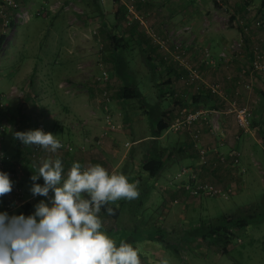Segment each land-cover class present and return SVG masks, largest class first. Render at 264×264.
<instances>
[{"label":"rangeland","instance_id":"1","mask_svg":"<svg viewBox=\"0 0 264 264\" xmlns=\"http://www.w3.org/2000/svg\"><path fill=\"white\" fill-rule=\"evenodd\" d=\"M14 1L17 8L11 15V26L4 28L0 18V35L6 37L0 45V145L10 161L17 160L22 163L10 162L5 165L3 171L9 174L10 179L25 196L28 195L26 192L31 193L29 181H22V188L26 192L21 191L14 176L28 174L34 164L38 165L41 159L52 157L54 154L40 147L36 149L35 146H24L21 141L13 138L14 132L22 131L18 128L21 120L31 126L35 117L39 116L38 120L43 123L45 132H51L50 127L55 124L57 139L63 145L55 155L72 154L71 152H75L72 149L74 146L79 154H82V144H88L85 141L87 138L95 143H101L103 140L114 141L115 143H111L112 147L118 145L117 147L124 148L126 153L131 148V141L143 138L142 144L138 147L134 145L133 149L144 150L149 147L148 151L150 128L144 109L146 103L152 104L159 100L160 108L167 111L170 117L166 134L171 143L176 141L177 134L188 141L200 118L201 122L210 126L209 133L215 136L219 134L220 129L216 124L218 116L215 113L208 114V117L206 114L201 116L202 110L206 113L205 108L210 105H196V102L191 101V97L203 93L202 91L215 94L209 87L214 85L221 90L224 80L220 82L216 79L217 81L206 84L201 75V68L192 63L190 55H197L198 62L203 60L204 64L210 67L214 66L216 61L222 62L219 65L226 72L229 63H242L245 51L247 55L256 47L264 52V46L259 41L264 30L254 24L255 21H264V12L258 11L262 6L259 2L262 0H253L256 4L252 0H247L246 3L244 0H210L213 11L203 7L197 0H96L97 5L93 0H24V4L28 3V9L31 11L22 7L19 1ZM240 9L243 10L242 14L236 12ZM195 16L210 19L213 17L214 26L223 31V38L227 43L219 49L218 54L217 51L210 52L203 39L199 40V29L206 26L205 18L202 23V20H196ZM243 26L247 27L245 31L242 30ZM13 32H17L18 36L13 35ZM244 32V36L248 35V38L252 35L247 43L242 36ZM215 35L218 36V31H215ZM215 35H208L212 37V40L208 39V43L213 41L214 44ZM112 36L119 38L120 43L111 41ZM117 55L121 56L127 67L123 76L127 82L137 86L144 96V102L136 98L123 99L118 96L123 78L117 77L114 72ZM248 63L249 61L243 62L235 75L226 73L224 79L232 80L237 88H250L253 83L246 80L247 75L259 73L251 72ZM9 74H12L10 80L3 78V75ZM17 75V80L11 83ZM166 79L170 80L171 84L161 86L162 91L164 90L162 98L157 95L156 87L160 81ZM261 100L264 101V98ZM232 101L236 106H245L250 111L248 129L242 130L236 125V132L244 136L246 133L254 134L250 117L255 114L258 103L252 106L234 99L229 102ZM227 105V109L231 110L230 104ZM17 107L30 110V115H19L18 111H15ZM50 108H55L58 112L55 123L45 115L50 112ZM87 109L91 110L89 114ZM183 109L191 113L201 111L191 123H183L177 128L170 127L175 118L185 113L182 112ZM84 110L91 120L87 121L88 115ZM263 127L262 125L257 129L262 144ZM5 133L10 142L16 141L19 144V154L16 157L11 155L12 151L7 152L3 147ZM86 133H90L89 136L85 135ZM192 136L195 137V143L200 141L197 131L193 132ZM202 147L192 146L191 151L194 158L204 162L206 148ZM232 152L236 153L238 163L239 156L235 148L227 152V157L230 158ZM139 154L141 153L134 154L130 150L131 156L139 157ZM179 154L174 153L175 157ZM216 155L219 157L220 153L217 152ZM80 158L73 161L86 167ZM138 159L132 158V165L137 164ZM220 160L217 159L220 166L217 173L223 182L213 183L197 178L201 184L211 185L218 190L210 197L192 196L183 187L187 176L191 175L188 172H195L193 164L190 167L181 165L185 167L183 169L175 163L170 165V174L174 176L172 180L176 181H172L175 188L181 189L189 197L202 200V211L196 215L193 212L185 215V220L189 218L187 222L192 226L182 221L180 225L177 223L171 229L169 227L170 233H166L163 228L165 225L161 227L156 222L152 225V216L146 217L143 209L138 208L143 216L137 221L138 227L125 226L121 220L123 218H115L110 222L102 220V230L114 238L117 245L120 241L140 243L147 235H160L165 242L177 248L178 254L164 247V252L161 253L162 247H154L150 252L141 253L142 264H162L165 261L167 264H264V182L248 185L244 189L241 182H231L229 179V184L224 186L230 171L234 175L240 165H230L223 156H220ZM70 164L72 165V162ZM71 165L64 166L65 176ZM241 172L243 177L244 172ZM8 197L9 194L0 197V200ZM138 199L140 201L141 198ZM24 203L25 198L21 193L19 205L14 206L15 209L0 208V212L19 215ZM176 203L179 204L178 200ZM176 203H173L176 212L174 216L178 220V205H174ZM137 205L141 207L140 204ZM124 207L128 208V205ZM245 208L247 213L253 215V219L242 226L233 223L229 225L226 254L221 252L220 247L200 238L199 224H205L207 221L216 224L222 218H229L232 222V219L244 214ZM124 222L129 224L128 221ZM151 225L152 229H149L148 226Z\"/></svg>","mask_w":264,"mask_h":264},{"label":"crops","instance_id":"2","mask_svg":"<svg viewBox=\"0 0 264 264\" xmlns=\"http://www.w3.org/2000/svg\"><path fill=\"white\" fill-rule=\"evenodd\" d=\"M17 1L21 3L22 7L28 9L29 5L28 3L24 4V0H17ZM197 2L200 3L203 7L210 9V11H213L210 0H197ZM252 2L256 4L255 1L252 0ZM261 2H263V5L258 9L260 13L262 11L264 12V1L262 0L259 3L261 4ZM233 9L236 10L234 7ZM260 9H263V10H260ZM28 10L31 11L30 9ZM236 12L238 13L240 12L239 14H242L243 10L240 9V10H237ZM212 18L213 17H211L210 19V17L195 16V19L202 20V23L205 20V25H206L205 27L202 26L199 29V33L201 35L199 37V40L203 39V41L206 42V46L209 47V51L213 53L217 51V54H218L219 49L221 50L222 46H224V44H226L227 41L225 40V38H223V35H224L223 31L220 30L217 26H214L215 23L213 22ZM215 31H218V36L215 35ZM13 33H14L13 35L18 36L17 32H13ZM208 35L212 37L213 35L216 36L214 44H213V41H211V43H208V39L212 40V37H208ZM251 36L252 35L249 36L250 39H251ZM249 38H248V35L244 36L245 43L248 42ZM259 41L262 43L261 45L264 46V34L261 35V37H259ZM246 53L247 51H245L243 54V59L241 60L242 63L235 62V61H233V63H229L228 64L229 68L227 69L226 72L223 69V67L219 65L222 62L216 61L215 65L210 67L209 65H205L203 60L198 62L199 59L196 58L197 55H190L192 59V63H195L196 65H198V67L201 68V75L204 79V82H206V84L213 83L215 82L216 79L219 80L220 82L224 80V83H223L224 85L222 84L223 87L221 88V90L218 89L220 93L216 94L217 96L215 94H213L215 95L213 96L211 94H208V92L202 91L203 93H200V97L196 98V101H195L196 105H205V107L206 105L207 106L210 105V107H208L209 109L205 108L207 112L204 109L206 113H204L202 110L201 116L203 114H206L207 116L208 114H211V113H215L218 116V119H216V124L220 128L218 129L219 134L217 133V135L213 136L211 133H209L210 126H208L205 122L204 123L201 122L200 121L201 118L196 122L198 126L194 131H191L190 139L189 138L187 139L188 141L183 140L182 136L180 134H177L176 141L171 143L166 134V131L168 130V128L162 131L160 136L157 138L158 147L164 148L166 150H174V152H177L178 147L181 146L182 148L185 149V151L183 153L179 152L180 153L179 156H177L175 160L173 161L166 160L165 167L159 172L157 176L150 177L146 174V172L140 169L139 162L142 156L146 154L147 149L149 147H147L144 150H140L139 148L133 149V146L136 145V147H138L140 144H142L141 141L143 138L130 142V145H131L130 150L133 151L134 154L136 152H140L141 154L138 155L139 157H137L136 155L131 156L130 150L129 152L126 153L125 149L121 147H117L118 145L116 147L115 146L112 147L111 143H113L114 141L110 142L109 140L107 141L103 140L101 143L100 142L95 143L93 142L94 140L92 141L91 139L87 138L85 141H87L88 144H86L85 146L84 144H82L84 147V149L82 150V154H79L80 152L77 151L76 147L74 146V148L72 149H74L75 152H71L72 154H65V155H62V154L55 155L54 154L52 158L59 157L62 160L63 165L67 167L71 165L70 164L71 162L72 163L74 162L73 159H76V158L79 159L80 156L83 155L84 157H81L82 158L81 161L85 163L86 167L90 165L100 164L106 169L110 168L111 169L110 173L115 172L118 174H124L129 179L130 182L137 184L138 191L141 190L139 194V198L141 199L140 201L138 198L134 200L117 201L116 204H118L119 207H116V204L112 205L114 206V208L118 210V214L115 218H123L121 220L125 224V226L136 228L138 227L136 225L137 221L143 218V216H141L139 213L140 211L138 210V208H142L143 214H146V217L152 216V225L155 222L158 226H161V227L165 225V227L163 228L166 231V233H170V229L175 224L179 223L180 225L182 221L183 223H186L189 218L185 220V215H187L189 212H193L194 215H196L198 212L202 211V203H201L202 200H198V199L185 195V193L181 189L179 190V188L177 189L175 188L174 186L175 183L172 184L173 183L172 181H175V179L172 180L174 176L172 177V175L170 174V165L175 163L178 165V167L180 166L181 169H183L185 167H182L181 165H187L190 167L191 164H193L195 168V172H192V173L188 172V174H194L197 178L206 179L213 183L223 182L222 180H220L219 174L217 173V169H220V166L217 164L218 163L217 159L220 160V156H223L224 160H226V162L229 163L231 156L230 158H228L227 155L229 153L227 154V152L231 148H235L238 151V156H239L238 163L237 162L236 163L238 164V166L240 165V168L238 167V171H235L234 175H232L231 171H230V175L226 174V177L228 175V178L225 180L227 184L225 183L224 186H227L229 184L228 182L229 179L231 182H235V181H237L238 183L241 182L244 189H246L248 185H259L261 182H264V166H263L264 165V149H263L262 142L260 141V137H258V134H257V129H259L258 127L262 125L264 126V106H261L262 104H264V101L261 100L262 98H264V83L262 82V78L259 75H252L251 73L247 75L246 80L253 83V85L251 84L252 86H250V88L248 89L237 88L234 85L232 80L224 79L226 73L231 72L233 75H235L239 67L243 64V62L246 63V61H248L249 53L247 55ZM199 58L202 59L201 56H199ZM214 58H216V56ZM11 76L12 74H9L8 76L3 75V78L5 77L8 80H10ZM17 77L18 75L14 77L11 83H14L17 80ZM232 78L234 79V76H232ZM24 97H27V96H24ZM230 99H234L237 102L241 101L240 103L244 102L245 104L247 103L252 106L256 105L255 104L256 102L258 103V106L256 105L257 108L255 111V114L252 117H250V126L254 134L248 135L246 133L245 134L246 136H244L241 134L239 135V133L236 132V124L234 121V115L233 113H231V110L227 109L228 107L227 104L231 103L229 102ZM225 107H226V110H225ZM15 111L16 112L18 111V114L23 117L29 116L31 113L30 110H27L26 108H22V107H17ZM87 111L89 114L91 110L87 109ZM85 114L87 113L85 112ZM45 115L48 117L50 121L55 123L57 116H58V112H56L55 108L53 109L50 108V112H46ZM71 115H72L71 112H69V116ZM38 117H35L31 126L29 125L28 122H23L21 120L18 128L20 127L22 131L33 130L34 126L36 125L35 123L38 120ZM86 117H87V121L91 120L90 115ZM48 119L46 120L47 122H48ZM50 129H51V132L56 134L57 129H56L55 124L51 125ZM195 131L198 132V136H199L198 138L200 140L197 143L193 141L195 137L192 136L193 132ZM89 134L86 133L85 135L89 136ZM7 137L8 136L5 133L3 147L5 151L7 152L8 150L12 151L11 155L16 157L19 154L17 151L19 144L16 141L10 142L9 141L10 139H8L9 137L8 138ZM5 141H8V143H6ZM4 143H6L7 145ZM149 143H150V148H151V146H153L154 144L151 143L150 140L148 141V144ZM196 145L197 147L203 146L202 148L204 147L206 148L204 162H201V160L198 161V158H194L195 156L194 157L192 156V153H193V151H191L192 146H196ZM189 151L191 153H189ZM217 152L220 153L219 157H217L216 155ZM49 157H46V158H49ZM132 158L135 160L139 158L138 163L132 165L131 163ZM262 158H263V161H262ZM42 160L43 159H41V161ZM12 162L19 163L17 160L12 161ZM19 164H22V163L20 162ZM17 169H18V166H17ZM241 171L244 172L243 177H242ZM32 172L33 170H29L27 172L28 174L24 176H22L23 174L19 176L18 175L14 176L17 178L16 180L20 184L21 191L22 190L25 191L22 188V181L24 180L29 181L30 185H32L33 182L30 179ZM240 177L242 178L240 179ZM216 179L218 181H216ZM36 183H40L42 185L44 183L43 178H40L38 181H36ZM21 193L23 195V198H25V202L37 204L41 200L47 201V198L42 197V196L34 197L32 196L31 193H28V192H26L28 195L25 196L23 192ZM49 195H52V193L50 192ZM175 200L176 201L178 200L179 204H177ZM173 203H176L174 205H178V208H177L178 220L174 216L176 212L174 211L175 207H173ZM137 204H140L141 207H138ZM127 205H128V208H125L124 206L127 207ZM13 209H15V207ZM99 215L101 217V220L105 222L107 221L110 222V220L115 219V218H111L102 213H100ZM124 221H128L129 224H127ZM152 225L148 226L149 229H152ZM155 225H154V229H155ZM186 225L192 226V224L189 222H187ZM169 227L170 229H168ZM150 237L154 238L151 235H147L143 240H141L140 243L139 241H137L138 243L132 242L131 244L134 247L137 246V244H142L143 249L141 253H145L146 251L150 252L154 247L156 248L158 247V249L162 247L160 252L163 253L164 252L163 245H161L160 243L156 241L149 239ZM153 244H155V246ZM158 254L161 255L159 252Z\"/></svg>","mask_w":264,"mask_h":264},{"label":"clouds","instance_id":"3","mask_svg":"<svg viewBox=\"0 0 264 264\" xmlns=\"http://www.w3.org/2000/svg\"><path fill=\"white\" fill-rule=\"evenodd\" d=\"M13 138L52 154L63 147L56 134L42 129L16 131ZM31 169L30 192L47 201L35 204L28 216L0 212V264H142L143 245H117L102 230L99 215L102 208L113 215L110 205L119 200L137 199L136 183L100 164L82 167L73 162L65 176L59 157L43 159ZM40 178L42 185L36 183ZM12 191L9 174L0 171V197Z\"/></svg>","mask_w":264,"mask_h":264},{"label":"trees","instance_id":"4","mask_svg":"<svg viewBox=\"0 0 264 264\" xmlns=\"http://www.w3.org/2000/svg\"><path fill=\"white\" fill-rule=\"evenodd\" d=\"M96 3V0H93ZM247 0H244L246 3ZM97 5V3H96ZM261 5H263V2H261ZM140 7V4L138 5V8ZM247 24V23H246ZM11 26V23H10ZM246 26L242 27V30L245 31ZM245 32L243 33L242 36H244ZM5 36L0 35V45L4 41ZM111 41H114L116 44L120 43L119 38H115L114 36L110 37ZM264 53V52H263ZM251 52L249 53V58L251 57ZM118 59H115L114 61V72L115 75L119 78H123L122 85L118 89V96L123 99H139V100H144V96L141 92H139L137 86H134L132 83L127 82L125 76H123V73L126 71V65L125 62L122 60L120 55H117ZM166 72H170L167 71ZM169 74V73H168ZM128 79V78H127ZM262 82L264 83V76L262 77ZM170 85L171 82L170 80H163L158 83V86L156 87L158 89L157 95L159 97H162L164 95V90L162 91L161 86H167ZM167 93L169 91L166 90ZM200 94H197L196 96L191 97V101L195 102L196 98H199ZM160 101V100H159ZM159 101H156L152 104H147L145 105L144 111L146 112V116L148 117V122H149V128H150V142L153 143L154 145L151 146L150 150L146 152L145 155L142 156L139 164H140V169L150 177L157 176L159 172L165 167V161L170 160L173 161L175 160V155H174V150H166L164 148L158 147L157 143V138L160 136L162 131L168 128V124L170 121V117L168 115L167 111H164L163 108L161 109L159 106ZM248 122H249V117H248ZM263 149H264V140H263ZM163 149V150H162ZM185 151L184 148L181 146L178 147L177 152L183 153ZM8 164V163H7ZM5 167V166H4ZM36 203H29L25 202L24 204L21 205V212L25 215L28 216L34 212V206ZM111 207L114 208V206L110 205ZM247 208H245L244 214L236 219H232V222L228 219H221L218 221L216 224H212V222L207 221L205 224H199L198 226V231H199V236L202 240L208 241L212 243L213 245H216L220 247L221 252L223 254H226L228 252L226 245L229 241V225L231 223L237 225V226H242L245 223L248 222V220L253 219V215L250 213H247ZM101 213L105 214L111 218H115L118 214V210L114 208V214L110 215L106 211V208L101 209ZM154 238H149L153 241H156L163 245L164 248H170L174 253L178 254L177 248L170 243L165 242L160 235H155L153 236ZM128 243H132L130 241H125Z\"/></svg>","mask_w":264,"mask_h":264},{"label":"built area","instance_id":"5","mask_svg":"<svg viewBox=\"0 0 264 264\" xmlns=\"http://www.w3.org/2000/svg\"><path fill=\"white\" fill-rule=\"evenodd\" d=\"M17 8V4L14 0H0V18H1V24L4 28H9L11 20V15ZM255 26L258 28H261L264 30V21L259 20L254 22ZM244 29H247L245 27ZM251 57L248 59L249 61V67L250 71H257L261 77L264 76V53L258 48L254 47L251 51ZM211 92L218 94L220 91L217 89L216 86L212 85L209 87ZM231 111L234 115V121L235 124L241 128L242 130L248 129V117L250 114V111L245 106H236L234 102L230 103ZM186 110L183 109L182 112H185ZM200 111H195L194 113L191 112H185L181 113V116L178 118H175V120L170 124V127L177 128V126L185 123L189 124L191 123L197 115H199ZM36 129H42L44 131L43 123L39 120L36 124ZM1 137V135H0ZM35 148H39L38 146H35ZM231 158L229 163L231 165L235 164L237 162V155L235 152H232ZM34 157L38 158V156ZM10 158L8 155L4 153V151L1 149L0 145V171H3L4 166L7 163H10ZM203 162V161H202ZM181 174V173H180ZM185 190L192 196H213L218 192L217 189L212 187L211 185L207 184H201L197 177L194 174H191L187 176V181H185V184L183 186ZM220 192V191H219ZM225 194V193H224ZM21 197V192L19 188L13 183V191L9 194V197L7 199H1L0 200V208H4V210H9L11 208H14V206L19 205L18 200Z\"/></svg>","mask_w":264,"mask_h":264}]
</instances>
